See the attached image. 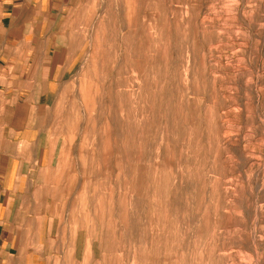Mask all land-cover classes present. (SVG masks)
Here are the masks:
<instances>
[{"label":"rangeland","instance_id":"1","mask_svg":"<svg viewBox=\"0 0 264 264\" xmlns=\"http://www.w3.org/2000/svg\"><path fill=\"white\" fill-rule=\"evenodd\" d=\"M75 4L28 262L264 264V0Z\"/></svg>","mask_w":264,"mask_h":264},{"label":"crops","instance_id":"2","mask_svg":"<svg viewBox=\"0 0 264 264\" xmlns=\"http://www.w3.org/2000/svg\"><path fill=\"white\" fill-rule=\"evenodd\" d=\"M77 1L0 0V264H30L27 157H46L50 145L51 107L74 62L64 34Z\"/></svg>","mask_w":264,"mask_h":264}]
</instances>
